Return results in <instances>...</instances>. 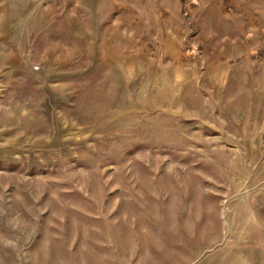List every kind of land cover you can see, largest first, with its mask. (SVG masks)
Masks as SVG:
<instances>
[{"label": "rangeland", "instance_id": "1", "mask_svg": "<svg viewBox=\"0 0 264 264\" xmlns=\"http://www.w3.org/2000/svg\"><path fill=\"white\" fill-rule=\"evenodd\" d=\"M0 264H264V0H0Z\"/></svg>", "mask_w": 264, "mask_h": 264}]
</instances>
